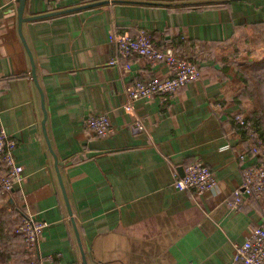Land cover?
Here are the masks:
<instances>
[{
    "label": "crops",
    "instance_id": "1",
    "mask_svg": "<svg viewBox=\"0 0 264 264\" xmlns=\"http://www.w3.org/2000/svg\"><path fill=\"white\" fill-rule=\"evenodd\" d=\"M96 1L22 22L47 143L19 1L0 0V125L23 166L22 179L0 191V264H83L81 249L87 264H241L233 243L264 223V201L227 205L251 160L239 158L248 141L233 114L251 112L242 77L264 62V0H25L23 16ZM139 27L192 59L199 78L168 100L129 101L135 80L167 74L142 56L126 71L108 63L117 53L109 34ZM95 113L114 131L91 132ZM192 161L211 167L213 190L174 187ZM27 213L48 222L34 256L10 229Z\"/></svg>",
    "mask_w": 264,
    "mask_h": 264
},
{
    "label": "built area",
    "instance_id": "2",
    "mask_svg": "<svg viewBox=\"0 0 264 264\" xmlns=\"http://www.w3.org/2000/svg\"><path fill=\"white\" fill-rule=\"evenodd\" d=\"M109 40L116 45V56L108 63L121 64L123 70H129L131 60L142 56L151 64L163 63L167 68L165 76L148 77L135 80L127 87L128 100L140 97L160 96L170 99L187 82L194 81L201 75L197 64L189 57L179 53L172 46L159 47L151 39L144 27H139L134 35L111 32ZM123 61L122 63H120ZM233 124L240 129L247 141L246 153L239 158L251 156L242 168L241 184L232 190V198L227 201L231 209H240L245 198L264 201V137L249 118L236 112ZM138 128L142 124L137 121ZM87 128L99 137L114 131L110 118L105 113H95L86 119ZM17 141L0 125V191L5 193L22 179L23 166L16 160ZM249 153L250 155H248ZM179 190H189L194 194L213 190L217 185L216 176L211 167L201 161H192L184 166L182 175L173 182ZM48 222L36 214L27 213L13 226L12 232L18 236L27 250L34 256L33 248L40 240ZM51 257V255H48ZM232 260L241 264H264V223L253 226L242 242L233 243Z\"/></svg>",
    "mask_w": 264,
    "mask_h": 264
},
{
    "label": "rangeland",
    "instance_id": "3",
    "mask_svg": "<svg viewBox=\"0 0 264 264\" xmlns=\"http://www.w3.org/2000/svg\"><path fill=\"white\" fill-rule=\"evenodd\" d=\"M246 71L242 77L245 84L242 95L247 99L248 106L246 107L251 108V112L245 114L254 120V125L264 137V62ZM237 112L243 113L242 111Z\"/></svg>",
    "mask_w": 264,
    "mask_h": 264
},
{
    "label": "water",
    "instance_id": "4",
    "mask_svg": "<svg viewBox=\"0 0 264 264\" xmlns=\"http://www.w3.org/2000/svg\"><path fill=\"white\" fill-rule=\"evenodd\" d=\"M18 1H19V6H18V28L17 29H18L19 36H20V38H21V40H22V42H23L24 46L26 47V50H27V52L29 54L30 63H31V73H32V77H33V80H34V82H35V84H36V86H37V88H38V90L40 92V95H41L42 109H43V119H42L41 125H42V130H43L44 136H45V138L47 140V143H49L48 142V138H47V134H46V129H45L46 110H45V106H44V103H43V94L41 92V88H40V86L38 84L37 77H36V74H35L34 62L32 60L31 54L29 53V50H28V48L26 46V43H25V41L23 39V35H22V32H21L22 22L23 21H26V20H31V19H35V18H38V17H42V16L52 15V14H55V13L71 11V10H74V9H78L80 7L95 5V4L101 3L103 1H96V2H93V3H88V4L80 5V6H77V7H71V8L61 9V10L54 11V12H50V13L31 15V16H27V17L23 16V9H24L25 0H18ZM62 191H63V195H64V198H65V202L67 204L68 212L70 214L71 213V210H70V207H69V204H68L67 197H66L65 190H64V187L63 186H62ZM81 255H82V262H83V264H87L86 258H85V254H84V252H83L82 249H81Z\"/></svg>",
    "mask_w": 264,
    "mask_h": 264
},
{
    "label": "trees",
    "instance_id": "5",
    "mask_svg": "<svg viewBox=\"0 0 264 264\" xmlns=\"http://www.w3.org/2000/svg\"><path fill=\"white\" fill-rule=\"evenodd\" d=\"M236 54H237V52H236V45H232V51L229 53V54H227V55H223V57L224 58H227V59H229V60H231V59H233V58H235L236 57ZM249 118V120L252 122V124L254 125V120H252L250 117H248ZM7 223L6 222H3L2 224H0V227L2 228V227H5V225H6ZM15 225V224H14ZM13 225V226H14ZM13 226H12V228H10L11 229V231H12V229H13ZM13 233V232H12ZM23 243V242H22Z\"/></svg>",
    "mask_w": 264,
    "mask_h": 264
}]
</instances>
